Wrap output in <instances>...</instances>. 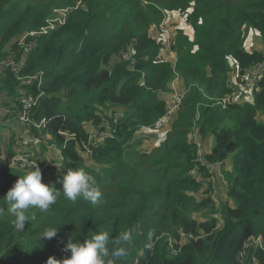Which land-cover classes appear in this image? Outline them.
Listing matches in <instances>:
<instances>
[{"label": "trees", "instance_id": "1", "mask_svg": "<svg viewBox=\"0 0 264 264\" xmlns=\"http://www.w3.org/2000/svg\"><path fill=\"white\" fill-rule=\"evenodd\" d=\"M65 9L63 26L28 37L32 49L0 66V200L26 175L3 165L16 154L6 148L3 158L1 135L13 121L22 124L21 102L29 97L35 102L29 123L12 136L57 151L53 164H60V173L33 157L49 168L41 172L42 183L60 190L57 181L68 170L83 169L100 193L107 190L105 203L61 194L48 211L26 213L20 231L0 204V264L62 261L70 256L63 251L69 238L83 241L94 232L111 238L124 231L131 239L116 264H264V245L245 247L250 238L264 240V75L247 93L250 100L225 109L214 104L235 81L231 63L244 74L264 62L263 53L243 48L249 30L264 48V0H0V63L11 40L38 31L53 11ZM162 9L188 15V34L175 27L174 66L163 58L159 36L147 33L164 19ZM176 78L183 96L168 123L171 130L159 146L139 154L136 135L141 128L155 132ZM88 128L101 134L90 155L81 147ZM195 133L201 148L212 140L202 155L206 165L229 163L221 172L227 200L217 204L207 192L197 199L213 185L208 170L196 163ZM49 227L59 230L57 236L40 237Z\"/></svg>", "mask_w": 264, "mask_h": 264}, {"label": "clouds", "instance_id": "2", "mask_svg": "<svg viewBox=\"0 0 264 264\" xmlns=\"http://www.w3.org/2000/svg\"><path fill=\"white\" fill-rule=\"evenodd\" d=\"M57 183L62 185V189L58 190L54 186L42 183V173L38 167L22 178L19 177L3 199L10 205L9 211L15 218L12 223L16 230L24 229L29 219L26 213L31 209L48 211L61 194L70 201L82 197L94 205L101 196L95 178L83 169L68 170ZM58 231L49 227L40 237L52 240L57 236ZM130 239L129 231L121 232L111 238L108 232H94L89 238L77 242L69 238L63 251L70 252V256L62 261L49 258L47 264H116L117 260L126 256L124 245ZM109 244L112 245L111 250Z\"/></svg>", "mask_w": 264, "mask_h": 264}, {"label": "rangeland", "instance_id": "3", "mask_svg": "<svg viewBox=\"0 0 264 264\" xmlns=\"http://www.w3.org/2000/svg\"><path fill=\"white\" fill-rule=\"evenodd\" d=\"M161 8V6H159ZM67 10V9H65ZM55 11H63V10H55ZM163 13L165 14V20H161L160 22V18L158 21V26H151L149 28V30L147 31V33L150 35V37L153 38H158V32L160 30V25L163 24V27L168 26L169 29L172 31V33H174L175 31V27L179 26L180 28L185 29L186 34H188V30H187V23H184V20L188 19V15H186L184 12L180 11V10H173V11H168L167 9H162ZM54 16V11L51 13V15L49 16V18H52ZM48 18V19H49ZM158 20V18H157ZM186 24V25H185ZM251 30H249L248 34L246 35L245 38V42L243 44V48L246 51H259L261 53L264 54V48L261 45V41L259 39V36L256 32H250ZM175 35V33H174ZM189 37L192 38V32H189ZM29 42V38L26 36H22L18 39H13L11 40V42L9 44H7L4 48V54L5 57L3 58L4 62L7 63H12L11 60H13L14 58H17L19 54H22V49L24 48V44ZM14 43H17L15 46L13 45ZM25 49V48H24ZM27 50V49H26ZM166 55V53H164ZM20 56V55H19ZM167 57V55H166ZM11 59V60H10ZM4 62L0 63V66H4ZM232 61L229 60V63H231ZM232 64V63H231ZM233 68V67H231ZM237 88L240 90V85H237ZM177 92H181L180 87L176 88ZM239 98L241 99H245L248 98V100H250L249 96L247 93H240L239 94ZM238 99V98H237ZM169 101V98H168ZM167 101V103H168ZM225 109V108H222ZM22 113L19 115V117H21ZM29 119V118H28ZM20 121V120H19ZM22 123V122H21ZM27 124L22 123L21 125H19L18 123H16L15 121H13L12 123L9 124L8 128L3 132V135H1V147H3V158L6 157V152H9L6 150V148H9V150L12 151V153L16 154V159L20 158V159H25V158H29V159H33V157L37 154V157H43L44 159H46V161L49 162V164L51 165V167H57L58 169L56 171H58L59 173L62 171V167L59 165L55 166L53 163H58L57 161H59L58 159V153L57 151L54 150V148L52 147H46V148H42L40 146V143L37 144V142H30L27 141L25 144L23 142L19 143V141H17L15 139V137L13 138L12 134L13 132H19L20 130H22V128L27 127ZM171 126L172 125H168V126H164L163 128L156 130L155 132H153L152 130L149 131L146 128H141L139 130V132L136 135V144L134 146V150L136 152H138L139 154H147L150 152V150L154 147L159 146V144L161 143L162 137L168 133L171 130ZM146 130V131H145ZM88 134L92 135L91 136V143L93 144L95 141V138H97V136L95 135V132L91 129L89 130L88 128ZM25 134V133H24ZM152 135V137H151ZM13 139V140H12ZM211 138H208L209 140V146H212V140H210ZM208 142V141H207ZM207 142H203V148L200 150V154L201 156L204 154V147L205 150L207 151ZM46 145V142H45ZM138 145V146H137ZM202 147V145H201ZM25 153V154H23ZM221 166L223 167L222 169H220V171L223 173V170H228L229 169V163L225 164H221ZM45 165H43L42 169H45ZM227 168V169H225ZM20 170L25 171L26 174H28L29 172H31L28 168H19ZM49 169V168H48ZM219 169L215 170V173L218 171ZM221 173V176H219V174L216 176L215 175V181L212 184L213 185V190H205V189H201L199 196L197 197V199H200L202 197H205V193L207 192L208 194H210V196L212 197V199L215 201V204L222 202V200H227L226 197V189H228V185L225 182V180H223V174ZM144 182H148L149 178L148 176H150L147 172H145L144 174ZM152 180H156V178L151 179ZM109 190V189H108ZM107 190L101 192V196L99 198L98 204H104L105 203V198L102 196ZM80 200H84L82 197H78ZM4 199V198H3ZM1 199L0 200V204L3 205V207H1L4 210H9L10 209V205L8 204L7 201ZM86 201V200H84ZM205 214H209V212H206ZM200 215H197V218H200ZM201 219V218H200ZM170 243L172 244H181L180 242H178L176 239H170L169 240ZM258 244H261L260 242H258Z\"/></svg>", "mask_w": 264, "mask_h": 264}, {"label": "built area", "instance_id": "4", "mask_svg": "<svg viewBox=\"0 0 264 264\" xmlns=\"http://www.w3.org/2000/svg\"><path fill=\"white\" fill-rule=\"evenodd\" d=\"M70 9L67 10H63V11H54V16L52 18L47 19L45 25L43 27H41L38 31H33L30 32L28 34H26V37H37L38 35H47L48 33H50L51 31L55 30L58 27H61L65 24L66 21V17L69 13ZM166 17V16H165ZM165 17L163 20H165ZM158 36H159V41L160 43L163 42L164 48H163V54L166 53L168 59L170 60V62L172 63V66L175 65L176 62V57L173 53V51L171 50V46H172V40H173V36L174 33H172V31L169 29L168 26L163 27V24L160 25V30L158 32ZM33 43L31 42V40H29L28 43L24 44V48L27 50L32 49ZM166 55L164 54L163 58H166ZM129 58V55L124 54L123 55V59H127ZM12 63H5L4 62V66L7 67L8 65H11ZM233 72H234V76H235V81H233L232 83H230L229 85V90L230 93L225 96L222 99H217L215 100V105L220 106L221 108H225L226 106L230 105V104H234L237 103L238 101L241 100V98H239V94L242 93H248L251 91L253 85L255 82H258L261 78L262 75H264V62L263 63H259L256 64L254 66L251 67L250 70H248L246 73L244 74H240L236 67L234 66L232 68ZM37 77H34V79H36ZM177 80V78L175 79ZM40 82V79H39ZM237 85H240V90L237 88ZM182 94L180 92L177 91H173L171 93V97H170V101L167 104V108H166V112L164 114V116L160 119H158L153 126V130H159L161 128H163L164 126H168L169 121L173 118V116L175 115L176 111L180 108L181 106V101H182ZM238 98V99H237ZM22 107H23V112L21 117H19L20 122L24 123V124H28L29 123V119L27 117V113L30 111V109L32 108V106L35 104L34 99L31 98H25L24 100H22L21 102ZM118 118V115L115 116V120L114 123H116ZM95 135L97 136V138H95L94 143H91V136L89 135V138L87 140V142H82L81 143V147L82 149L85 151V153L87 154H91V149L90 147L94 146L96 143L98 144L100 142V136L101 134L96 132ZM37 142V141H34ZM191 142L195 143L198 147V159L197 162L199 164L200 167H205L208 170V174H209V181L213 184L215 181V175H218V171L215 173V170L217 169H221V163H217L214 164L212 166L210 165H206L205 162L202 159V156L200 154V150L202 149L201 146L198 143V137L197 134H193L191 136ZM24 144L26 142H23ZM38 143V142H37ZM4 166H7L8 168H33L35 169L36 167H38L41 172H43L45 169H47V165H45V169H42L43 167H39V165L33 160V159H29V158H25V159H16L12 158L9 162L3 164ZM249 244H245V247L249 246V245H254L255 247H259L262 248L264 245V240L261 237H257V238H250L248 240ZM258 242H260L261 244H258ZM243 254H241L242 256Z\"/></svg>", "mask_w": 264, "mask_h": 264}, {"label": "crops", "instance_id": "5", "mask_svg": "<svg viewBox=\"0 0 264 264\" xmlns=\"http://www.w3.org/2000/svg\"><path fill=\"white\" fill-rule=\"evenodd\" d=\"M231 67H234V64H231ZM180 87V82L178 81V80H174L172 83H171V89H172V92L175 90H177L176 88H179ZM170 97H171V95L169 96H166L165 97V100H167L168 101V98H169V101H170ZM89 130H91V128H89ZM211 140V139H210ZM209 144V140H208V142H207V151L205 150V147H204V153H207L209 150H210V148H211V146H209L208 145ZM227 163V162H226ZM218 174L219 173H221V171L220 170H218V172H217ZM219 176H220V174H219Z\"/></svg>", "mask_w": 264, "mask_h": 264}]
</instances>
